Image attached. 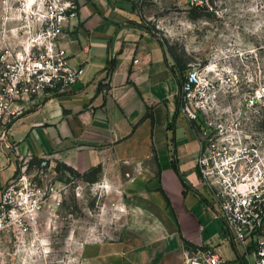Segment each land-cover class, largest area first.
Masks as SVG:
<instances>
[{
    "label": "crops",
    "instance_id": "1",
    "mask_svg": "<svg viewBox=\"0 0 264 264\" xmlns=\"http://www.w3.org/2000/svg\"><path fill=\"white\" fill-rule=\"evenodd\" d=\"M79 3L61 45L84 72L68 90L36 98L6 124L0 191L20 161L43 155L79 173L99 168L104 184L137 182L129 188L150 199L141 207L148 211L141 241L166 236L162 251L138 249L134 259L125 253L128 263L183 264L214 250L224 264H248L196 170L198 139L178 101L180 67L140 24L136 0ZM118 255L106 256L118 264Z\"/></svg>",
    "mask_w": 264,
    "mask_h": 264
},
{
    "label": "built area",
    "instance_id": "2",
    "mask_svg": "<svg viewBox=\"0 0 264 264\" xmlns=\"http://www.w3.org/2000/svg\"><path fill=\"white\" fill-rule=\"evenodd\" d=\"M79 5V0H0V140H6V124L28 103L64 92L81 79L83 66L72 64L61 45ZM208 65L188 66L179 77V105L199 143L195 167L215 214L248 264H264V122L259 119L264 91L245 90L237 106L209 105L216 97L209 76L218 73ZM62 187L51 155L20 161L0 191V243L16 255L49 253L41 243L43 225L61 206ZM223 262L214 250L183 259V264Z\"/></svg>",
    "mask_w": 264,
    "mask_h": 264
},
{
    "label": "rangeland",
    "instance_id": "3",
    "mask_svg": "<svg viewBox=\"0 0 264 264\" xmlns=\"http://www.w3.org/2000/svg\"><path fill=\"white\" fill-rule=\"evenodd\" d=\"M136 1L140 24L154 31L175 64H209L208 71L218 73L209 76L210 91L216 93L209 105L237 106L245 90L264 91V0H203L202 5L188 0ZM259 119L264 122V108ZM57 170L63 201L52 221L43 225L46 241L41 242L49 253L16 255L1 242L0 264H116L106 256L115 252L118 264H131L125 253H134V259L138 249H164L166 236L140 239L147 236L148 226V211L141 207L150 199L138 188H129L137 182L118 178L104 184L96 170L79 173L61 162Z\"/></svg>",
    "mask_w": 264,
    "mask_h": 264
},
{
    "label": "trees",
    "instance_id": "4",
    "mask_svg": "<svg viewBox=\"0 0 264 264\" xmlns=\"http://www.w3.org/2000/svg\"><path fill=\"white\" fill-rule=\"evenodd\" d=\"M147 29L151 32V33H153L154 34V31L151 29V28H148L147 27ZM180 67V66H179ZM180 69H181V72H183L184 71V69L185 68H183V67H180ZM172 166L175 168V163L174 162H172ZM93 170H96L97 172L99 171V168H95V169H93ZM180 179L182 180V182L184 183V180H183V178L182 177H180ZM185 184V183H184Z\"/></svg>",
    "mask_w": 264,
    "mask_h": 264
}]
</instances>
